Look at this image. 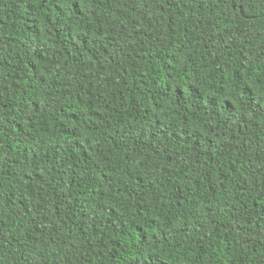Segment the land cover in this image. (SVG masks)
Masks as SVG:
<instances>
[{
    "label": "trees",
    "instance_id": "1",
    "mask_svg": "<svg viewBox=\"0 0 264 264\" xmlns=\"http://www.w3.org/2000/svg\"><path fill=\"white\" fill-rule=\"evenodd\" d=\"M0 264H264V0H0Z\"/></svg>",
    "mask_w": 264,
    "mask_h": 264
}]
</instances>
